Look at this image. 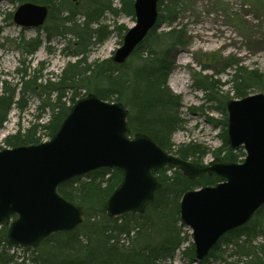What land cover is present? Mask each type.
Returning a JSON list of instances; mask_svg holds the SVG:
<instances>
[{
    "label": "trees",
    "instance_id": "1",
    "mask_svg": "<svg viewBox=\"0 0 264 264\" xmlns=\"http://www.w3.org/2000/svg\"><path fill=\"white\" fill-rule=\"evenodd\" d=\"M17 1L20 4L32 2L49 5L51 9L47 22L37 31H44L48 42L52 37L68 40L61 48V53L76 60L68 62L56 80L49 78L45 83H39L43 72L41 67L33 69L32 73H28L27 68H20L24 82L16 88H10L6 80L1 81L0 132L14 107L19 111L27 108V97L31 94L48 97L49 102L41 109L43 113L49 111L50 114L44 124H33L25 129L19 126L17 133L3 139L5 147L39 144L43 141L40 130L51 138L77 99L94 93L103 100L122 102L128 108V124L132 134H147L161 148L184 160L204 163V158L211 154L224 161H243L244 150L233 151L227 142L226 101L262 92L264 75L230 59L223 61L225 65L221 70L210 64H201L203 70L212 69L215 76L227 69L233 71L228 82L231 90L226 94L218 92L217 80H211L214 76L194 78L196 87L205 91L207 99L218 102L223 114L221 120L211 119L215 126H223L221 146L211 150L197 142L176 145L172 141V135L182 129L185 123L181 115L182 97L167 83L169 73L175 66L173 52L188 42L183 27L174 26L186 6L185 0H159V18L155 27L123 65L115 64L111 59L90 62L89 54L112 33H117L123 39L128 27L124 24L112 27L104 20L107 14H125L135 18L134 0H120L119 7L114 5V0ZM262 2L253 0L250 6L263 7ZM12 15L9 13L5 21H11ZM163 25L168 30L160 32ZM72 38L77 42L68 52ZM3 39V25L0 23V46ZM13 43L24 57L20 63L25 64L26 57L35 54L43 40L40 36L26 38L22 33ZM204 61L213 64L217 58L215 54H207ZM40 64L42 66L43 62ZM25 84H29V87ZM82 90L87 92L83 93ZM4 146L0 145V150ZM155 174L162 187L146 211L114 218L108 217L104 205L121 182L122 173L117 169L95 170L61 184L58 187L59 194L83 208L84 221L73 231L56 232L46 238L36 248L38 256L34 258V264H165L172 260L182 245L191 241V235L180 217L183 195L189 190L215 185L218 180L208 175L191 180L180 170L169 168ZM260 236H264V205L246 225L225 234L209 257L198 264H206L211 257L222 258L224 247H230V258L235 257L232 260L222 258L225 264H264V240L257 241ZM11 247L7 226L2 225L0 264H25L24 259L18 261L19 258L10 253ZM183 253L194 261L192 244Z\"/></svg>",
    "mask_w": 264,
    "mask_h": 264
},
{
    "label": "water",
    "instance_id": "2",
    "mask_svg": "<svg viewBox=\"0 0 264 264\" xmlns=\"http://www.w3.org/2000/svg\"><path fill=\"white\" fill-rule=\"evenodd\" d=\"M159 0H135V24L129 28L111 61L123 65L155 27ZM49 5L25 2L13 22L25 29L43 26ZM227 141L243 148V162L218 157L208 163L184 160L161 148L144 133L132 135L129 110L122 102L94 93L78 99L48 141L0 150V225H7L10 243L37 248L56 232L75 230L83 222L81 206L63 198L58 187L99 169L122 173L106 200L110 218L143 214L162 184L159 170H180L195 180L205 175L216 185L187 191L180 217L191 230L195 263L205 260L228 232L246 225L264 205V93L226 102Z\"/></svg>",
    "mask_w": 264,
    "mask_h": 264
},
{
    "label": "rangeland",
    "instance_id": "3",
    "mask_svg": "<svg viewBox=\"0 0 264 264\" xmlns=\"http://www.w3.org/2000/svg\"><path fill=\"white\" fill-rule=\"evenodd\" d=\"M185 1L186 6L180 12L179 19L174 26L183 27L188 42L184 47L173 52L175 66L169 73L167 82L168 86L182 97L181 115L185 123L182 129L172 135V141L176 145L197 142L214 150L222 144L220 135L223 126H215L211 119L221 120L223 114L218 102L207 99L205 91L196 87L194 78L196 80L202 79L205 75L214 76L211 80H217L218 92L226 94L231 90V85L228 82L233 71L227 69L215 76L212 69L203 70L201 66L203 62L221 70L225 65L223 62L225 59L236 61L248 69H256L264 75V13H262L264 6L258 8L250 6L253 0ZM262 4L264 5V0ZM19 5L20 2L17 0L0 1V23L3 25L4 38L2 46H0V92L2 80H6L10 88L21 86L24 80L19 72L20 68H27L28 73H32L33 69L43 67L41 69L43 71L42 78L38 82L45 83L49 78L56 80L68 62L76 60L74 57L61 53V48L67 44L68 40L52 37L48 42L42 30L22 29L14 24L13 20L5 21L7 15L13 14ZM114 5L119 7L120 0H114ZM104 23L112 27L115 24H124L129 28L134 25L135 18L125 14L119 16L107 14ZM163 30H168V27L163 25L160 32ZM22 33L26 38L40 36L43 40L40 49L35 54L26 57L25 64L20 63L24 57L13 43ZM68 37L71 38V36ZM76 42L72 38L68 52ZM121 45L120 36L117 33H112L104 43L92 49L89 61L110 59ZM207 54H215L217 61L213 64L205 62ZM41 62H43L42 66ZM29 84L25 85L29 87ZM82 92L86 93L87 90H82ZM48 102L47 96L41 98L31 94L27 97V108L24 111H19L14 107L0 132V145L4 146L3 139L10 134L17 133L19 126L25 129L33 124L46 123L50 114L49 111L43 113L41 107ZM39 135L43 136V141L50 139L44 131L40 130ZM212 158V155L209 154L204 158V162H209ZM185 229L191 235L187 226ZM263 240L264 236L257 239L258 242ZM191 244L193 245L192 237L190 243L182 245L174 258L165 264H196L183 253L186 247H190ZM224 251L222 258L229 260L235 258L234 256L229 257L230 247H224ZM11 253H15L19 258L18 261L24 259L25 264H34V258L38 256V251L33 248L11 247ZM222 258L211 257L206 264H225Z\"/></svg>",
    "mask_w": 264,
    "mask_h": 264
}]
</instances>
